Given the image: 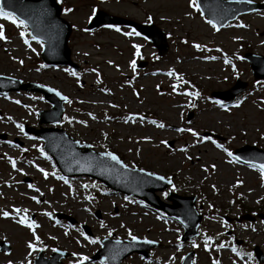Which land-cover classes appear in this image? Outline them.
I'll return each mask as SVG.
<instances>
[{
	"label": "rangeland",
	"instance_id": "1",
	"mask_svg": "<svg viewBox=\"0 0 264 264\" xmlns=\"http://www.w3.org/2000/svg\"><path fill=\"white\" fill-rule=\"evenodd\" d=\"M59 1L73 26L69 44L80 70L43 66V43L27 35V26L0 17L5 37L0 39V74L42 83L67 95L70 102L60 127L97 151L115 152L128 166L171 179V187L158 191L160 199L170 202L171 191L195 195L202 221L199 234L182 241L183 226L145 201L105 188L88 176L64 177L45 153L44 141L25 130V125L53 126L39 123V111L50 109L49 101L26 90L0 93V135H6L0 138V213H10L0 215V240L11 246L9 253L0 251V264H33L41 248L46 256L56 248L65 249L70 255L63 264H77L81 257H88L82 264H102L92 259L101 240L108 236L130 240L129 232L159 245L151 249L150 257L134 252L121 264H181L193 250L194 264H260L253 249L258 246L264 253V179L258 165L229 153L246 144L264 150V80H254L243 58L248 51L264 55V10L242 14L217 30L190 0ZM93 9L154 22L166 32L167 52L159 56L140 34L124 35L132 32L130 28L86 29ZM134 45L140 46L139 55ZM186 56L191 60L185 61ZM145 61L146 66L139 68ZM237 78L248 85L233 101L222 103L212 97L214 91L233 86ZM165 120L188 125L198 135L159 127ZM226 165L232 167L224 176ZM225 177L230 182L224 183ZM16 208L27 209L20 215H27L37 227L20 224ZM56 212L74 217L75 222L58 219ZM245 213L263 216L253 221L232 219ZM135 214L139 217L131 218ZM28 243L34 248L29 249Z\"/></svg>",
	"mask_w": 264,
	"mask_h": 264
},
{
	"label": "water",
	"instance_id": "2",
	"mask_svg": "<svg viewBox=\"0 0 264 264\" xmlns=\"http://www.w3.org/2000/svg\"><path fill=\"white\" fill-rule=\"evenodd\" d=\"M198 4L203 13L210 20H213L220 28L229 20L237 17L242 12H248L264 8V3H258L250 0H198ZM1 7L4 11L14 13L20 19L24 20L31 28V34L45 41L42 59L46 63L70 64L77 67L71 60V50L68 46V40L72 32V26L61 17V6L56 0H1ZM106 24L132 25L141 33L148 36L159 48L160 54L167 51L165 33L155 24L145 25L121 16L110 15L104 11H99L94 19L89 23L88 28L92 29ZM252 62V68L255 77L262 78L264 73L260 72L259 58L256 55H246ZM142 66V64H141ZM3 87L0 91L7 92L11 90L27 89L38 90L45 94V97L53 104L50 110L40 111L41 123H60L64 112V102L66 97L59 91L40 84L28 82L24 83L20 79L0 75V84ZM238 85L235 87L237 88ZM49 89H52L50 91ZM239 91V90H238ZM57 92L60 95H57ZM225 99H231L234 94L232 91L216 93ZM28 131L34 132L45 140V149L55 159L58 167L66 176L89 175L100 179L106 186L138 197H144L149 203L157 208L167 211L171 216L177 218L187 229L188 236L197 235V227L201 216L194 207V197L181 198L172 194L168 198L174 201V204H166L159 200L156 195L157 190H163L169 182L158 179V174L149 176L147 171L132 169L120 163L113 161L110 157L102 156V152L90 148L88 143H80L72 138L64 129L58 127L48 129L28 128ZM5 137V136H4ZM84 149V150H83ZM249 155L248 151H252ZM240 158L248 156L249 161H255L264 164V152L254 146H245L237 150ZM104 168V169H103ZM127 172L131 176H126ZM60 217L62 214L58 213ZM88 230V228H87ZM89 231V230H88ZM186 235V236H187ZM136 242L145 243L136 240L124 242L121 240H104V248L100 250L95 257L102 258L106 264H121V261L130 253L139 251L145 255L148 254V247L145 249L136 245ZM123 246L122 250L116 255L109 254L112 246ZM155 245V244H152ZM0 247L6 252L10 251V246L6 241H0ZM43 251L38 255L35 264H61L60 258L65 255L61 251H56L51 259L44 258ZM192 254L186 258L184 264H192Z\"/></svg>",
	"mask_w": 264,
	"mask_h": 264
},
{
	"label": "snow or ice",
	"instance_id": "3",
	"mask_svg": "<svg viewBox=\"0 0 264 264\" xmlns=\"http://www.w3.org/2000/svg\"><path fill=\"white\" fill-rule=\"evenodd\" d=\"M190 3H191V6L194 7V8H199V5H197L196 3V0H190ZM66 11H71V9H66ZM96 12V9H93V14H95ZM0 17H3L4 19H7V20H10L12 21V23L16 24L17 26H23L25 24V21L23 20H17V18L11 13V12H6L4 11L3 7H0ZM208 24H210L212 26L213 29H215L217 27L216 23L213 21V20H208L207 21ZM243 26V25H241ZM107 27L111 28L113 27V25L109 24L107 25ZM116 31L119 32L120 29L117 27L116 28ZM20 35L21 37H23L25 35V32L24 31H21L20 32ZM124 35L128 36V35H139V33H136L135 32V29L132 30V32H125ZM4 35H3V30H2V27H0V39H4ZM33 39H37V37L33 36L32 37ZM237 39H239V37H237ZM24 43L27 44L28 41L27 40H24ZM196 47H200V45H195ZM135 49H136V55H139L140 52H139V49H140V46L139 45H134ZM227 62V61H226ZM131 67L133 69L136 68V62L133 60L131 62ZM73 75H75V73H73ZM168 75H173L172 71H169ZM50 91H52V89H49ZM174 90H175V87H174ZM57 95H60L59 92H57ZM187 95L189 96H196V95H199V93L197 92H188ZM62 99H67V97H61ZM70 102V101H69ZM16 103H19V101H16ZM83 123V121L81 122ZM153 124L156 123V121H152ZM17 127H19L21 129V131H23V126L22 125H17ZM159 127L163 128L164 125L163 124H160ZM177 131H188V132H191L192 135L196 136L198 135V133L194 132L191 128H188V129H177ZM204 139H210V137H204ZM161 143H164L165 145H167V142L166 141H161ZM218 147H220V145H217ZM185 149H181V151H184ZM102 156H107V157H110L113 161H116L117 163H120L118 157L116 155H114L113 153L111 152H104V153H101ZM229 155H232L231 153H229ZM12 165L13 167H15V162L13 161L12 162ZM255 166V165H253ZM214 167V166H213ZM259 169H260V173H261V178L264 179V164H260L259 165ZM41 172H44L43 169H40ZM140 171H143V169H141ZM45 176L48 175V173H44ZM149 176H152L154 175L153 173H148ZM158 179L160 180H163L164 177H157ZM67 182V181H66ZM169 183H171V181H169ZM29 188L33 187V185H28ZM165 195H167V193H165ZM33 200L36 199V197H32ZM127 199V198H126ZM39 202V201H37ZM14 211L16 212L17 215L20 216V219H19V223L20 224H27V226L30 228V229H34L35 227H37V225L35 224L34 221L32 222H29L28 221V217L27 215H20L21 212H24L26 213L27 212V209H19V208H16L14 209ZM0 215H3L4 217H8L10 215V213L8 211H4L2 213H0ZM101 227H104V224L103 222H101ZM111 234V233H109ZM33 235L35 236V232H33ZM81 235H84V233L82 232ZM129 236L131 237V240L132 241H136L137 240V237L136 236H133L131 234V232H129ZM85 239H89L86 235L84 236ZM36 239L38 240L39 237H36ZM179 239V238H178ZM208 240H211L212 238L211 237H207ZM90 242H95L94 240L93 241H90ZM149 243H152L151 241H149ZM27 247L29 249H33L34 248V245L32 243H28ZM205 247L207 248V245H205ZM73 255H76L75 253H73ZM251 255V254H249ZM88 257H81L79 261H77V264H82V262L84 260H87ZM9 264H11V261L9 262ZM213 264H219L218 261H213Z\"/></svg>",
	"mask_w": 264,
	"mask_h": 264
},
{
	"label": "bare ground",
	"instance_id": "4",
	"mask_svg": "<svg viewBox=\"0 0 264 264\" xmlns=\"http://www.w3.org/2000/svg\"><path fill=\"white\" fill-rule=\"evenodd\" d=\"M191 57H188V56H186L185 58H184V60L185 61H188L189 59H190ZM191 60V59H190ZM163 125H164V127L163 128H172V129H188V128H190L188 125H186V126H184V127H182V126H179V125H177V124H175L174 122H172V121H170V120H165V121H163ZM180 132H183V133H186V132H188V131H180ZM181 139H183V138H181ZM184 140V139H183ZM216 153V155H217V157H221V155L219 154V153H217V152H215ZM231 167L232 166H229V165H226L225 167H224V172H223V175L225 176L226 174H227V172H229V171H231ZM227 176V175H226ZM225 181H227V182H225L224 181V183H228V182H230V180H231V178L230 177H225ZM229 179V180H228ZM43 202H45L44 200H43ZM139 216H138V214H135L134 216H131V218H133V219H137ZM166 238V237H165ZM75 254H76V256L78 255V253L77 252H75Z\"/></svg>",
	"mask_w": 264,
	"mask_h": 264
}]
</instances>
